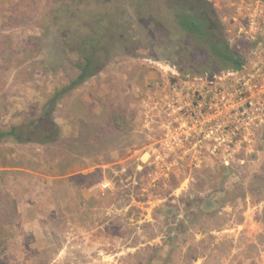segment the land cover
<instances>
[{"label":"rangeland","instance_id":"1","mask_svg":"<svg viewBox=\"0 0 264 264\" xmlns=\"http://www.w3.org/2000/svg\"><path fill=\"white\" fill-rule=\"evenodd\" d=\"M170 1L62 0L69 20L105 13L110 57L55 105L57 144H0V206L16 208L0 264H264V143L237 121L241 133L213 125L227 142L197 139L215 154L224 148L228 162L207 156L206 144L194 149L197 79L212 82L204 96L219 100L234 96L231 87L240 92L243 76L264 73V0H203L209 22L247 60L245 73L217 78H194L198 54L179 36ZM180 2L192 9L193 0ZM58 6L0 0V129L37 118L75 76L77 46L63 50V23L47 17ZM85 25L73 28L84 33ZM253 80L244 88L257 86L252 103L261 104L264 79Z\"/></svg>","mask_w":264,"mask_h":264},{"label":"trees","instance_id":"2","mask_svg":"<svg viewBox=\"0 0 264 264\" xmlns=\"http://www.w3.org/2000/svg\"><path fill=\"white\" fill-rule=\"evenodd\" d=\"M179 3L183 2L172 0L169 2V6L172 10L173 22L177 31H179V36L183 38L182 40L189 38L190 41L194 42V48H192L193 46H188L187 49L190 54L195 52L198 54L194 58V78L211 77L222 72H240L245 64V57L230 46L227 42L228 40L222 36L223 34L219 29V32H217L215 24L209 22L213 12L211 13L204 7L203 0H193L192 9L189 10L185 6L179 7ZM56 4L59 6L53 11L50 9L47 12V17L52 22L56 20L63 23V27L58 30V41L63 50H66L68 44L77 46V60L73 63V68L76 72L75 76L69 80L67 85L52 94L51 98L42 106L41 114L37 118L31 119L28 123L21 126H10L0 129V144L7 142L16 144L37 143L40 145L57 144L60 140V133L51 118L55 105L62 97L101 72L107 64L106 58L110 57L106 49V37L111 26L107 24L102 29L99 24L101 22L99 18L105 13H99L96 17L87 16V14L83 13L78 15V20H69L66 17L67 6L62 5V0H56ZM65 18L70 22L69 24L62 22ZM79 21L86 24L84 33L73 28V25L79 23ZM48 27L51 28V25ZM101 41H103V44ZM103 57L105 61L101 60ZM110 120L111 127L116 130L119 129L115 118L111 117ZM97 130V127L93 125L88 131L94 135L93 138L96 142H98V138L95 136L98 133ZM38 135L42 137L41 140L33 139ZM4 200L6 199L0 198V201ZM211 207L207 208V205L206 207L204 205L201 209L202 211H209ZM15 209L14 205L10 206L8 203L2 207L0 206V255L7 249V243L2 237V230L4 227L15 223ZM160 214L166 218L164 212H160Z\"/></svg>","mask_w":264,"mask_h":264},{"label":"flooded vegetation","instance_id":"3","mask_svg":"<svg viewBox=\"0 0 264 264\" xmlns=\"http://www.w3.org/2000/svg\"><path fill=\"white\" fill-rule=\"evenodd\" d=\"M245 62L247 63L246 59H245ZM238 73L239 72H222L214 76H211V77L207 76V77L217 78V76L221 74L233 76L235 74L237 75ZM262 77L264 79V73L262 75H259L258 73H256L255 76L247 74L246 76L242 78L241 82H238L239 85L241 86L240 92L238 90L240 89L238 86L231 87V89H233L235 93L234 96L232 97L230 96V94L226 93L225 91H224L223 96L219 100H215L214 97L210 98L209 95L206 97L204 96L203 93H197L196 97L194 98V122H199V124L194 128V133L196 134V137L198 138L206 137V139H209L210 135L214 136L215 133L216 135L219 134L217 133L219 130H216L213 125L220 124V121H216L215 123H213V121L214 119H217V118H222V119L226 118V121H222L223 129L222 131H219L220 133L225 132L227 127L228 129H230V125L234 128L236 132L241 133L242 127H240V129L235 127V123H237L238 121V124L244 123L245 125L249 127V128H244L246 130L245 132L249 136L254 137V139H257L258 142L264 143V102H262L261 104L258 102L252 103L256 99V96H253V95H255L254 93L255 90L256 91L258 90L256 88L257 86H252L253 88L255 87L254 88L255 90L253 92H251V90H247V89H252V88L246 87V85L251 79H252V84H253L255 83L253 79L257 78L258 80V79H262ZM262 82L264 83V80ZM225 83H226L225 86L229 85V82H225ZM244 86L247 89H245ZM259 91H260L259 95H262V98L264 99V88L263 89L261 88ZM202 95L205 98L204 104H203L204 106L200 104V101L202 100V97H203ZM208 99H210L211 102L208 103L207 102ZM250 105H252L251 108H249ZM202 111L206 112L207 116H210L211 119L204 120V118H201ZM231 117L233 120L232 124L231 122L228 123V120ZM246 120H248L249 123L248 122L246 123ZM226 122L227 124H225ZM254 127L256 128L254 129ZM229 131H231V129Z\"/></svg>","mask_w":264,"mask_h":264},{"label":"crops","instance_id":"4","mask_svg":"<svg viewBox=\"0 0 264 264\" xmlns=\"http://www.w3.org/2000/svg\"><path fill=\"white\" fill-rule=\"evenodd\" d=\"M244 71H246V70H244ZM243 70H241L239 73H245ZM238 73V74H239ZM244 77V76H243ZM197 83L196 84H194L195 86H194V91H196V92H198V93H203V94H207V93H209V88H208V85L211 83V82H209V84L207 85H205V83L207 82H204L203 80H201V79H197V81H196ZM208 83V82H207ZM211 85V84H210ZM208 88V89H207ZM209 119H211V117L210 116H208V117H206V118H204V120H209ZM202 120V119H201ZM200 120V121H201ZM213 120V119H212ZM216 121H220V124H222L223 125V122L222 121H226V118H217V119H214V121H213V123H215ZM230 122V118H229V120H228V123ZM227 123V122H226ZM225 123V124H226ZM199 124V122H194V128L197 126ZM217 125V124H216ZM219 125V124H218ZM246 133V132H245ZM215 137H217V139L218 140H220V141H229L230 139H229V136L228 135H216V136H212L210 139H215ZM240 138L243 140V142H246V141H250V139H249V137L248 136H246L245 134L244 135H241L240 136ZM198 139V137H196V134L194 133V149L195 148H197L198 147V149H200V150H202L203 149V144H206V150H207V156L210 154V155H212V156H215L216 157V155H218L219 157H221V158H223L224 159V161L225 162H228L229 161V159L231 158V156L229 155V152L228 151H226L225 152V149L223 148V146L221 145V147L223 148V150L222 151H219L217 154H215L214 152H211V151H209V148H212V146L213 145H210L208 142H203V141H201V142H198L199 140H197ZM209 139V140H210ZM195 140H197V142L195 141ZM216 140V139H215ZM202 144V145H200V144ZM199 144V145H198ZM205 146V145H204ZM243 149V148H242ZM195 150H197V149H195ZM199 151V150H198ZM244 154V153H243ZM246 154V153H245ZM219 185V184H218ZM216 189H219V188H216ZM208 204H206L205 203V207H206V205H207V208L208 207H210V206H213L214 205V203L213 202H211V200L209 199L208 201ZM210 203V204H209ZM209 205V206H208Z\"/></svg>","mask_w":264,"mask_h":264}]
</instances>
